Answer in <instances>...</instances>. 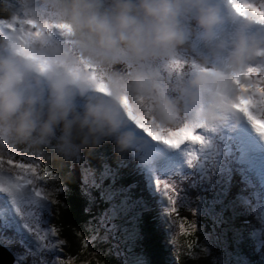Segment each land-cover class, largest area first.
<instances>
[{"label":"clouds","instance_id":"9594fccd","mask_svg":"<svg viewBox=\"0 0 264 264\" xmlns=\"http://www.w3.org/2000/svg\"><path fill=\"white\" fill-rule=\"evenodd\" d=\"M250 68L264 70V25L228 0H0V151L110 144L140 162L146 130L246 118L234 105L264 99L233 82L254 84Z\"/></svg>","mask_w":264,"mask_h":264},{"label":"rangeland","instance_id":"374dc122","mask_svg":"<svg viewBox=\"0 0 264 264\" xmlns=\"http://www.w3.org/2000/svg\"><path fill=\"white\" fill-rule=\"evenodd\" d=\"M252 79L256 80V75H253ZM257 115H259L258 112ZM196 134L203 137V144L194 145L186 140L179 147H171L161 142L146 139L145 145H150L154 153L153 156L148 155L145 147L140 162L131 156L124 159L123 157H113L119 163L120 169H131L132 167L136 178L132 188L137 191L139 196H142L138 200L132 201L129 198L132 195H126L122 191L119 194L116 193L112 202L117 201V206L112 208L113 205L110 204L111 209L102 210L98 218L94 219L97 220V226L105 224L106 228L109 226L106 215H109L112 221L110 231L107 232L103 227L100 230L98 227L92 226L93 234L86 235L84 239L81 238L85 247H88L92 241H96L98 234H103L101 237L103 243H99V245L102 246V251L105 254L117 256V264H139L142 253L137 248V241L140 236L139 228L136 225V222L138 224L137 216H140V213L150 211L154 222L151 223L155 231L158 230L156 231L158 236L160 232H163L160 238L162 251L166 253L167 258L169 257L170 262H175L174 252L178 250L181 245L180 242L185 243L183 249L187 248L189 242L187 238L181 240L179 235H182L184 231L189 234L190 222L197 223V220H189L181 215L177 219L178 225H175L169 214V211L173 208V203L177 202L181 207L188 205L189 207L186 209L191 210L193 208L198 210L204 205L208 207L209 212L215 215L216 211H221L224 208L223 204H219L217 196H223L222 192L229 191V193L232 192V199H230L232 204L230 206L244 209L246 217L249 219L248 229H252L249 241H251V238L253 244L248 242L247 248L257 252L260 247H263L261 257L264 255V226L260 227L258 223L263 221L258 211L264 204V137L260 136L248 123L247 119L242 116H229L226 118L225 123L217 126L214 130L198 128ZM158 147L163 153L162 158L165 159H159L155 156ZM12 151L19 154L21 150L7 148L0 151V155H3L5 159L3 168L0 170V176L3 177L5 182L26 185V191L32 193L34 199V191L40 190L46 197L50 211H34L31 228L25 227L24 221L13 211V215L19 223L20 231L23 233L22 236L14 228L6 227L0 222V253L2 252L4 255L3 258L1 257L2 260L0 258V264H7L9 260H12L11 264H18V257L20 256L24 257L21 264H86L85 258L77 259L76 256L68 255L67 244L65 241L63 244L59 243L63 239L58 236V233L55 236L52 235V230L55 229L52 225L56 205L55 192L57 185L55 180L49 174L44 179H39L32 176L31 173L25 174L23 170L9 166L6 161L8 159L15 160L16 158V156L10 154ZM21 155L19 157L20 161L17 162L38 163L40 166L37 168V173L39 176H44L46 172L42 162L43 154L31 156L28 151H21ZM198 157L200 158L198 159ZM76 158L74 161H77ZM213 160L215 162L212 169L211 162ZM72 161L70 168L77 174L78 169ZM192 168L195 173L200 174L197 175V182L194 181V178L190 179L196 183V186L202 184L201 188H210L215 182V186H217V190L212 194L210 193L208 199L206 197L199 198L202 201L199 208L195 201L190 199L191 197L189 198L191 194H185L184 190L186 187L191 190L194 186L187 179H185L184 184H180L181 179L187 177ZM209 171L215 177L216 181L214 183L209 182L211 179L207 180ZM81 172V174H78L84 181L85 191L89 192L94 184L99 183L100 197H102V194L109 197V194L107 195L108 187L102 186V179L105 176L107 177L105 173L104 175L99 173L98 176L92 175L86 170H81ZM104 172L107 173V170ZM17 174L24 175L25 179L22 181L16 180ZM200 176L202 179H199ZM27 179H31L33 183L28 185ZM199 180L201 183H198ZM210 183L211 185L208 187ZM173 189L177 190L174 191ZM163 196L166 198L165 202L162 200ZM0 197H3L11 207V198L8 193L0 192ZM190 203L194 206H190ZM195 212L192 213L195 214ZM183 220H185V223H183ZM199 229L203 233L209 234L214 241L217 240L218 235L215 233L212 236L204 223L199 225ZM234 236L235 243L228 250L224 249L226 244L219 248L215 242H212L207 251L208 257L207 259L204 258L206 264H240L238 258L241 255L239 243L242 244L243 238L237 234ZM198 245L200 246V241H198ZM202 249H206L204 245ZM89 255V258H92L94 254L89 253Z\"/></svg>","mask_w":264,"mask_h":264},{"label":"trees","instance_id":"16d2710c","mask_svg":"<svg viewBox=\"0 0 264 264\" xmlns=\"http://www.w3.org/2000/svg\"><path fill=\"white\" fill-rule=\"evenodd\" d=\"M17 150L25 152L23 149ZM21 151L19 154L13 151L10 153L16 156L15 161H20L19 157L22 156ZM28 154L31 156L34 155V153L29 151ZM114 156L116 155L113 154L112 146L110 144H105L94 150L83 151L77 156V161H74L75 157L72 159H65L50 148L45 149L43 153L42 162L44 170L55 180L57 185V190L55 192L56 205L53 213L52 225L57 230L58 236L66 242L68 255L76 256L77 259L85 258V261H87L86 264H117L118 257L105 254L104 251H102V246L99 245V243H103L101 241L103 234H98L97 240L92 241L88 247H85L81 238L83 237L84 239L86 235L89 236L93 234L92 226L96 228L98 227L99 229L103 227L107 232L110 231L109 229L112 227V221L110 220L111 218L109 215H106V217H108L107 220L109 225L106 228L104 226L105 224L103 226H97V220L94 219L98 218L102 210L106 211L110 208V204L113 205L112 208L117 206V201H115L116 203L112 202L116 193L119 194L120 191H122L126 193V195H132L129 197L132 201H136L142 196H139L137 191L132 188L135 184L134 179L136 180L132 167L131 169H120L117 160L113 159ZM124 158L125 157H123V159ZM199 158L200 157H198V159ZM71 161L75 164L78 173L80 174L82 173L81 170H86L87 172H90V174L98 176L99 173H102L103 175L105 173L107 177L105 176V178L102 179V186L105 188L108 187V193H106L107 195L109 194V197L105 194H102V197H100L101 189L99 188V183L94 184L89 192L85 191L83 186L84 181L81 179L80 175L78 179H76L75 175L72 173L70 168ZM214 162V160L211 162L212 169ZM104 169L107 170V173L104 172ZM208 174L209 177L207 180L209 181V179H211L209 182L214 183L216 181L215 177L212 176L210 171ZM197 175L200 174L195 173L192 168L190 174L181 179L180 184H184L185 179H187L192 186H194L191 190H188L187 187L184 190L186 192L185 194H191L189 195V198L191 197L190 199L195 201L199 208L200 205H202V201L199 198L206 197V199H208L209 196L217 190V186H215L216 182L210 188H201L202 184L196 186L195 182L198 180ZM192 178H194L195 182L190 180ZM199 179H202L201 176ZM198 183H201L200 180ZM211 183L208 184V187ZM222 194L223 196H217V198L219 199V204H223L224 208L221 211H216L215 215L209 212L208 207H205L204 205L198 210L195 208L191 210L186 209L189 207L188 205L181 207L177 202L173 203V208L169 211V214L175 225H178L177 219L181 217V215L183 218L189 220H197V223H194L193 221L190 222L189 234L184 231L182 235H179L181 240L187 238L189 242L185 249H183L185 243L180 242L181 245L178 247V250L174 252L176 258L175 262H170L168 259L169 257L167 258L165 256L166 253L162 251L160 238L163 235V232H160L158 236V232H156L158 230L155 231L154 226L152 225V223H154L152 212L148 211L146 213H140V216L136 215L138 219V224L136 222V225L140 231L137 248H139L142 253V258L139 264H206L204 258L207 259L208 257L207 251L210 244L215 242L219 248L226 244L224 249L228 250L231 248V245L235 243V234L243 238V241L241 242L242 244L239 243L241 250V255L238 257L240 259L239 263L264 264V255L261 257L263 247H260L257 252L247 248L248 242L249 244H253V240L250 238L251 241H249L252 229H248L249 219H247L244 209L240 207L233 208L230 206L232 204L230 201V199H232V192L229 193V191H225L222 192ZM191 203L190 206H194ZM193 211H196L195 214L192 213ZM118 214L120 215L119 212ZM189 214H192L191 217ZM183 223H185V220H183ZM203 223L206 225L212 236H214L215 233L218 235L216 241H214L209 234L203 233L199 229V225ZM258 223L260 227L264 226L263 222L259 221ZM198 241H200L201 247L198 245ZM203 245L206 248L205 250L202 249ZM89 253L94 254L92 258H89Z\"/></svg>","mask_w":264,"mask_h":264},{"label":"snow or ice","instance_id":"6c2138e0","mask_svg":"<svg viewBox=\"0 0 264 264\" xmlns=\"http://www.w3.org/2000/svg\"><path fill=\"white\" fill-rule=\"evenodd\" d=\"M229 4L233 7L235 12L242 17L250 18L254 20L259 25H264V0H228ZM33 27H37L33 22L29 21ZM47 28V25H45ZM57 28H64L65 25H56ZM32 35H40L39 29L32 33ZM184 65L180 61L175 62V68L177 70H182ZM264 70L260 68H250L247 73L243 75L244 80L255 81L254 84H242L241 77L234 78V84H236L242 93L254 91L259 97L264 98ZM253 75H256L257 79L253 80ZM95 79V77H93ZM98 90H103L98 86ZM264 99L257 100L255 96L242 97L240 103L234 105L236 109L244 114L248 123L255 129V131L262 137H264ZM254 109H258L254 111ZM257 112L259 115H257ZM259 125V126H258ZM142 127V125H141ZM199 126H184L177 131L169 132L167 135H160L151 130L148 131L150 136H153L154 140L159 141L165 145L171 147H178L185 143L186 140L190 141L192 144L201 145L204 143L203 137L197 133ZM5 159L3 155H0V170H2ZM6 163L16 169L23 170V173H31L32 176H36L39 179H44V176H39L37 173V168L40 166L38 163H24L17 162L13 159H8ZM25 179L24 175L17 174L16 180L22 181ZM33 181L27 179V184L31 185ZM26 185L21 183H11L5 182L3 177L0 176V192L8 193L11 198V207L8 205L7 201L0 197V222L6 227H11L16 230L19 235H23L20 231L19 223L16 217L13 215V211L16 215L24 221V226L31 228L32 221L34 219V211L47 210L50 211L48 203L46 202V197L40 190L34 191L35 199L33 194L23 190ZM52 235H57L55 229L52 230ZM55 243V242H53ZM63 244L64 241H59ZM23 256L18 257V264H21Z\"/></svg>","mask_w":264,"mask_h":264},{"label":"bare ground","instance_id":"6f19581e","mask_svg":"<svg viewBox=\"0 0 264 264\" xmlns=\"http://www.w3.org/2000/svg\"><path fill=\"white\" fill-rule=\"evenodd\" d=\"M217 2L221 5V7L223 8V5H224V3H225V0H217ZM145 147L147 148V151H148V155H152L153 156V151H152V148L150 147V145L148 144V145H145ZM160 148L158 147V148H156V150H157V152H155V156H157L159 159L160 158H162V156H163V153L159 150ZM151 156V157H152ZM150 157V156H149ZM150 157V158H151ZM162 159H165V158H162ZM161 159V160H162ZM23 190H25L26 191V188H24ZM163 199L162 200H164V202H165V196H163L162 197ZM264 199V198H263ZM264 201V200H263ZM264 205V204H263ZM260 217H261V219L262 220H264V206H263V209H262V212H260ZM2 256H4L3 254H2V252L0 253V258L2 257ZM3 258V257H2ZM2 258H1V260H2Z\"/></svg>","mask_w":264,"mask_h":264},{"label":"water","instance_id":"95a60500","mask_svg":"<svg viewBox=\"0 0 264 264\" xmlns=\"http://www.w3.org/2000/svg\"><path fill=\"white\" fill-rule=\"evenodd\" d=\"M72 173L75 175V178L78 179V177H79L78 172H77V174H76V172H74V170H72ZM263 206H264V205H263ZM262 209H263V208H262ZM262 209H261L260 212H262ZM11 261H12V260H9L10 263L8 262L7 264H11Z\"/></svg>","mask_w":264,"mask_h":264}]
</instances>
